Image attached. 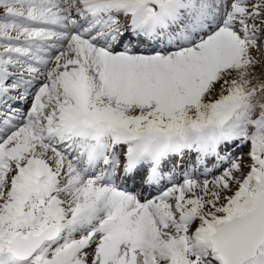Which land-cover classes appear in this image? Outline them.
<instances>
[{
  "label": "snow or ice",
  "instance_id": "6c2138e0",
  "mask_svg": "<svg viewBox=\"0 0 264 264\" xmlns=\"http://www.w3.org/2000/svg\"><path fill=\"white\" fill-rule=\"evenodd\" d=\"M0 264H264V0H0Z\"/></svg>",
  "mask_w": 264,
  "mask_h": 264
}]
</instances>
